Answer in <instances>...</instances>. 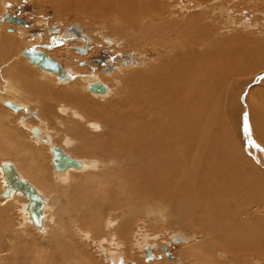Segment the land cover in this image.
<instances>
[{"label":"bare ground","instance_id":"6f19581e","mask_svg":"<svg viewBox=\"0 0 264 264\" xmlns=\"http://www.w3.org/2000/svg\"><path fill=\"white\" fill-rule=\"evenodd\" d=\"M55 1L76 17L91 21L98 19L110 33H119L126 37L131 46L139 44L137 40H155L156 43L166 45L168 51L166 55L160 56L158 63L133 70L131 73L128 71L122 91L117 92L107 103L80 99L76 86V90H73V101L79 104L78 107L87 116L83 119H89V128L69 117L67 133L75 137L65 135L66 138L64 137L61 143L63 146L53 143L51 136H44L40 126L38 128L34 127L37 125H23L31 128L33 137L39 141L43 140L42 142L49 146V161L54 169L51 184L55 188L50 195L38 188L31 179H27V175L25 177L22 174L21 169L29 172L41 184L46 179L44 176L41 181L39 175L36 176L35 171H32V166L39 167L38 156L32 150V140L21 132L7 129L5 120L10 119L13 114L3 117L0 109V139L10 148L0 149V156L16 160L0 162V176L4 185L2 189L6 187L2 165L10 162L15 165L20 177L32 183L44 199L42 226L38 227L32 221L28 209L29 200L22 192L13 191L9 197H4L1 193L2 198L13 201L6 204L8 206L0 211V216H4L8 211L14 212L15 209L17 214L13 213L5 226L0 225V238L4 237L6 232L2 228L5 229L7 225L9 230L19 227V233L15 232L19 235L18 238L6 239V250L0 254L1 261L5 257L3 264H59L51 262L52 259L43 253H49L52 257L62 254L67 258L71 256L74 264H97L90 256L91 250L87 251V246L84 248L81 245L84 244L81 241L89 237L88 230L81 227H84L83 221L89 222V226L85 228L112 232L108 238L101 236L98 240H93V243L108 241V247L101 245L99 250L109 254L107 261L111 259L117 264L121 255L112 249L120 245L119 241L114 242L115 235L131 237L134 243L140 245V240L146 239L140 225H145L148 220L169 226H181L191 235L192 232L200 235V240L191 243L192 246L189 247V252L200 253L192 254L193 264H244L246 259L242 257L243 253L254 254L264 260V214L258 216V212L254 211V208L258 207L264 210V203H256L264 201V71L259 78L253 79L261 81V85L251 90L244 99L242 91L247 86L246 82L237 80L234 82L236 85L233 83L234 86L227 83L234 73L239 75L245 71V67L248 69L251 59L255 63L252 65L251 62V66L260 65L258 71L264 68V41L253 40L244 34H220L221 30L214 26L217 25L219 15L228 19L229 23L234 21L231 16V2L225 0H216L218 3L215 6H204L203 10L186 7L188 4L193 5L190 1L179 6L182 0ZM177 8L179 10H176ZM216 11L219 14H215ZM73 26L78 30L76 25ZM222 26L228 29L225 25H220L219 28L222 29ZM76 30L74 31L79 35ZM104 41L110 45L113 43L110 38H104ZM256 50L262 52L263 56L254 60L252 56ZM155 60L149 59L150 62ZM27 61L32 63L29 59ZM36 66L39 69L34 67L30 71L36 70V83L44 81L46 84L48 80L56 83L70 81V74L63 65L62 71L69 75L66 80H62L57 73ZM21 74L23 76L24 73ZM237 75L236 77H239ZM0 77V103L19 111L25 103L18 101L28 102L24 90L21 93L15 87L14 81L5 70L0 73ZM100 82L107 86L104 93L90 91V85ZM4 84L10 87L11 93H4ZM46 88V85H37L31 91L34 90L37 97L38 94H44ZM83 88L85 89L79 86L80 90ZM87 88L95 97L104 98L113 92V88L97 76L87 82ZM65 94L60 93V98ZM37 103L42 105L39 100ZM79 108L70 110L65 103L56 109L51 104L47 107L51 114L58 113L59 117L60 114H72L73 118L75 115L80 116ZM238 113L242 114L240 118ZM51 114L46 115L48 120L52 124L59 122V118L56 119ZM34 115L40 118V115ZM24 120L23 117L22 121ZM235 135L237 137H234ZM1 140L0 146L3 143ZM56 146L62 153L79 161L80 165L57 169L54 163ZM16 155H19L22 161H18ZM94 182L97 186L105 184L108 187L105 190L93 187ZM61 192L67 197L68 207L67 203H63L56 211L51 206L52 214H46L49 199L53 198V202H57ZM106 194L117 196L120 202L114 200L115 203L111 204L118 205H131L134 201L132 195L140 194L147 205L156 210V214L153 218H147L145 215L150 211L144 209V218L136 223V229L139 230L134 233V216L131 219L127 216L119 220L108 215L102 219L104 215L99 220L94 208L99 206L100 212H103L104 208L109 207L110 204L107 203L99 204L98 196ZM238 195L240 202L237 201ZM248 196H254L256 199H250ZM21 204L23 208H20ZM241 204L246 206L241 207ZM244 208H247L246 214ZM20 211L25 215L20 214ZM60 211L75 214L62 218ZM121 212L125 214L127 209H122ZM135 212L136 209L132 214ZM118 222L120 226L117 225ZM30 224L34 225L33 229L39 234L46 235L47 231L51 230L47 236H35L42 246L33 241L32 247V240L35 239L31 236L23 238L26 229L27 234H30ZM19 239L22 240L21 244ZM171 239L179 241L176 236ZM172 243L167 242V246ZM54 247L59 253L53 250ZM143 247L146 250L143 255L147 261L157 258L153 243H145ZM219 247L230 251V259L211 262L207 253H212ZM186 249L188 250V247ZM4 254L7 257L3 256ZM182 254L184 255L183 249ZM226 256L223 252L219 253V258ZM259 262L255 261L256 264ZM132 263L135 264L134 261Z\"/></svg>","mask_w":264,"mask_h":264},{"label":"rangeland","instance_id":"374dc122","mask_svg":"<svg viewBox=\"0 0 264 264\" xmlns=\"http://www.w3.org/2000/svg\"><path fill=\"white\" fill-rule=\"evenodd\" d=\"M188 1L193 3V5L188 4L186 7H189L190 9H192L194 7L197 10H203L204 6L212 8L213 6H215L218 3V1H216V0H182L181 2H179L180 3L179 6L184 5ZM225 1L231 2L230 3V7L232 9L231 16L233 17L234 21L229 23L228 19L223 18V17L221 18V16L219 15L218 16L219 20L217 21V25H214V26L217 27V29L221 30L220 34L225 35V36H230L233 34L234 35L235 34H239V35L244 34L248 38H251L253 40L258 39L260 41H264V0H225ZM55 2H56L55 0H28V1L27 0H0V35H2L0 37H2V39H4L6 37L5 35L15 34V35H12V36H14V39H12V40H14V44L11 43L12 49H14V51L9 53L8 49L11 46L9 44V45H5L6 50H3V52L1 51V53H0L1 54L0 72H4V70H5L8 74V76L10 77V76H12V73L14 72V71L11 72V70H12L11 67L15 66L19 70V72H18L19 77H18V75H16L18 77L17 79H19L21 76L20 72L24 73L22 77L24 78V81L26 83L25 86H27L29 88L30 92H31L32 87H37V85L38 86L39 85H46L47 86L46 90L51 92L50 102L51 103L53 102L52 103L53 107L57 106V103L52 98V97H54V90H56L57 94L59 93V91L62 94H63V92L66 93L61 98V103H59V105H61L62 103H65L70 110L71 109L77 110L79 108L78 107L79 104H76L73 101V95L75 93L73 90L74 89L76 90V86L80 92V94H79L80 99L86 98V99H92V100L100 102L102 104L107 103L109 100L114 98V96L116 95L117 92L122 91V89L124 87L123 86L124 79H127L126 73L128 71H130V73H131L133 70L144 68L146 66H150L151 64H156V63H158L160 56L167 54L168 49L166 50V48H165L166 45H163L162 43H156L157 41H155V40L149 41V42H143V40H137L139 42V44L131 46L126 37L122 36L119 33H116V34L110 33L106 29V27L104 26V24L102 22L97 21L98 19H94L96 21H94V20L91 21L89 19L84 20L81 17H76L72 14V12L70 10H67V9H64L63 7H60L58 5V2H57V4ZM176 10H179V8H177ZM5 12H8L9 15L14 14V15H18L19 17L24 18L27 22L30 23V26L15 24L13 22H8L7 20H2V16H4ZM215 14H219V12L216 11ZM73 25L78 26L80 28L79 32H81V34H84L85 36L88 37V40H89L88 44L90 46V49L88 52L86 51L85 53H80L78 51L77 47H79L82 44H85L86 41L83 37H76L78 34L75 31H73V32H75L73 34L70 33V36H66V34H64V33H61V35H58L57 32L60 33L61 29L64 31H69ZM220 25H225L228 27V29H225L224 26H222V29H220L219 28ZM223 29H224V31H222ZM53 30H55L56 32H54ZM213 35H218V34L213 33ZM104 38L112 39L113 43H111V45H110V43H107L106 41H104ZM15 40H16V42H15ZM0 44H2L1 41H0ZM146 46L149 47L150 51L148 50V47H146ZM37 48H39L43 51H46L53 58L60 61L61 64L64 66V68L67 69L68 74H70V81L69 80L66 82L65 81L64 82L58 81L56 83L54 81L51 82L50 80H48V83H46V84L43 83L42 81H40V84L36 83V79H37L36 73L37 72L35 69H34L35 71L34 70L32 72H30V71L34 67L37 69H39V68L30 62L28 63V61H27L28 58L25 57L24 55H22L23 54L22 51L24 49L33 50V49H37ZM16 54H18V55L20 54V55L17 56ZM258 54H259V56H258ZM262 56H263V53L259 52V50H256V52L254 53L252 58H254V60H255L257 58H262ZM149 57L152 59L154 58L156 60L154 62L153 61L150 62ZM12 58H14V60ZM96 58H102V59L106 58V61L108 60L110 62V64L105 65V61H104L103 64L99 65L95 61ZM252 61H253V59H251L250 63H248V64H250V67L248 69L245 67L244 68L245 71H243L242 73H239V75L234 73L230 77L231 80H229L227 82L228 85H230V86H234V84L236 85V83H234V82L235 81L237 82V80L238 81L240 80L239 82H241L243 80V82L247 83L248 87L246 86L242 91V98L243 99L245 96L247 97L248 93L251 90H253L254 88L256 89L259 85H261V81H259L258 79H255V80H253V79L259 78L260 75H262L264 68L262 70L258 71L259 70L258 68L260 67V65H258L257 67H256V65L251 66ZM24 62H27L28 64H25ZM15 64H18V66H16ZM254 64L255 63L252 62V65H254ZM17 69H15V71H17ZM29 73H31V75H29ZM27 75H29V76H27ZM53 75L56 76L55 74H53ZM236 75L239 77H236ZM241 75H243V76H241ZM30 76H31V78H30ZM96 76L98 78H102L106 84H108L109 86H111L113 88V92L111 93V95H109V96L106 95V96H104V98L95 97L90 91H88V88L86 89L87 82L93 80V78H95ZM238 78H240V79H238ZM249 79L253 80V81H250ZM230 81L232 82V84ZM116 82L118 85L116 84ZM1 84H2V81L0 79V85ZM15 85L23 90V88L20 87L19 81L15 80ZM51 85H52V88H51ZM79 86H83V87H85V89L83 88L82 90H80ZM227 86H226V88H227ZM241 88H242V86H241ZM241 88H240V91H241ZM227 90H228V88H227ZM46 95H48V94H46ZM5 96L8 97L7 95H5ZM26 96L28 98V102L18 101V102L23 103V104L25 103L24 105L22 104L24 107L22 109H19V111L13 110L10 107H7L5 104L0 103V109L2 111L1 116L6 117V115L12 113L13 116L10 117V119L5 120L7 129L16 130L18 132H21L22 134H24V136L26 138L29 137V139L32 140V150L38 156L37 162L39 165V167H37V168L35 166H32V171H35L36 176L39 175V179L41 181H43L42 177H44V176L46 177V179H44V181H43L44 183L41 184L40 182L36 181V179L33 178L29 172H26L22 169H21V171L25 177L27 175V177H26L27 179H29V180L31 179L30 181H32L38 188H40L44 193L50 195L51 194L50 192L55 188L51 184V182H52L51 181V177H52L51 174L54 173L53 172L54 169H53L52 163L49 161V155H51L50 151L48 153L49 146H48V144L42 142L43 140L39 141L35 137H33V134L31 132V128H29L28 126L25 127L23 125L28 124L31 127H32V125H37L34 127L40 126L43 129V134H45L44 136H46V135L51 136L53 143H55L56 145L58 144L59 146H63V144H61V143H63L64 137L65 138H66V136H69L70 138L75 137L74 135L67 133V129H69L68 123L70 121V118H71V120H78L77 123L83 124L84 126H86L88 128H89V125H88L89 119L88 118H86L85 120L83 119L84 117H87V116L85 114H83V111H81L80 108L78 110L80 112L79 113L80 116L75 115V118H73L72 114L66 115V114H60L59 113L61 115L60 117L58 116V113L55 115L51 114L48 112V109H47V107L49 106V103L47 101H44V105L47 104L46 106H44V109L46 108L45 114H44V112H42V113H40V115H41V116H39L40 118H37L33 114V112H35L33 110H37L39 108L36 106V104H33V101H36L38 98H36L32 101L31 94L27 93ZM54 103H56V104H54ZM41 104H43V102ZM43 114H44V116H43ZM47 114H51V116L53 115L54 117H56V119L59 118L58 120L61 123L54 122L52 124L50 122V120H48L47 116H45ZM238 114H239V118H240L242 116V114L241 113H238ZM23 117L25 118L24 121H22ZM18 125H20V126H18ZM43 126H45V127H43ZM50 131H51V133H50ZM234 137H237V135H235ZM34 138H35V140H34ZM1 141L3 143L0 146V149H4L7 147V149L10 150L8 145L5 146V144H7V143L4 140H1ZM68 152L70 153V151H68ZM17 156H18V161H22V158H20L19 155H16V157ZM79 158L83 159L84 157H79ZM85 158L90 159L89 157H85ZM6 160H11L13 162L16 161L15 159H13L11 157L7 158V157L0 156V162L6 161ZM74 169H76V168H74ZM41 173L43 176H41ZM95 173H98V172H95ZM79 176H82V175H79ZM92 184H93V187H97V188L103 189V190H105L108 187V186L106 187L105 184L101 185V187L97 186L96 182H94ZM2 188H4V185L2 183V178L0 176V211L5 210L6 207L8 206L6 204L13 201L11 199H9L7 201V200H5V198L1 197V193L3 191ZM60 196L61 197L57 202H53V200H54L53 198L49 199L50 201L48 202V206H47L48 211H46V214H49V213L52 214L51 206H52L53 210H56V211H57V209H59L58 207H60L61 204H63V203L64 204L67 203L66 206L68 207L69 202L67 201V197L65 195H63L62 192L60 193ZM20 197L23 198L27 202V200L24 197H22V196H20ZM123 197L121 198L122 203L124 202ZM237 197H239V198H238V200L236 198V200L238 202H240V195H238ZM248 197L250 199H256L254 196H248ZM98 199H99L100 205H102V203H107L108 205L110 204L109 207L104 208L103 212H100L99 206L98 207L95 206V208H94L95 212H96L95 215L99 216V220L104 215L105 216L102 219H104L108 215V217H117L119 220L123 219L124 217H127V216H129V218L131 219L134 216L133 220L134 221L136 220V221H135V226L134 227L132 226V229L135 228L133 233L137 232L139 230V229H136V223H138L139 219L144 218V209H148L150 211L149 214L145 215V217H147V218H153L156 214L155 213L156 210L153 209L152 206L150 208V206L147 205L148 203L145 202V200H143V197L140 194L139 195H137V194L132 195V199L134 201H133V204H131V205L111 204V203H115L114 200H117V202H120V199H118L117 196H114L112 194H110V195L106 194V195L98 196ZM77 200H79V199H77ZM256 203H264V201L263 202L257 201ZM116 205H117V207H116ZM241 205H242L241 207L246 206V204L245 205L241 204ZM62 206H65V205H62ZM155 207H157V206L155 205ZM13 208H16V207H13ZM20 208H23L22 204L20 205ZM125 208L127 209V212L124 214L121 211H122V209H125ZM260 208H262V207L254 208V211L258 212V213H256L258 216H261L264 214V210H261ZM134 209H136V212L133 215L132 212ZM63 211H60V213H61L60 215L62 218L66 217L68 215H74L75 214V212H73L71 214H66V213H63ZM53 212H55V211H53ZM246 212H248L247 208H244V214H246ZM13 213L17 214L16 209L14 212L10 213L8 211V213H6L4 216L3 215L0 216V225L2 227L5 226L9 222L8 220L10 218H12ZM86 213H87V211L85 210V215H86ZM20 214L25 215L23 213V211H20ZM92 215H94V214H92ZM244 217L246 218V216H244ZM15 218H16V216H15ZM119 222L117 223V225H119ZM145 223H146L145 225H142V224L140 225L141 226L140 229H142L143 234L146 236V239H145V241L140 240L142 242L140 245L139 244L137 245L136 242L134 243V241L131 237L124 238L123 236H120L118 233H117L118 234L117 236L115 235L116 240L114 242L119 241L120 245L117 247H113L112 249H115L116 252H118V254L121 255L117 264H134V263H132V261H134L135 264H193L194 263V255H192V254L200 255V253L197 251H193L192 253L189 252L190 251L189 247H191L192 244H194V242L196 243L200 240V235L199 236L196 235L197 234L196 232H192V235H191V233L189 234V232L185 231L181 226H175V225L169 226L167 224H162L159 222L155 223L152 220H150V221L148 220V222H145ZM82 224L84 225V227L81 225L80 226L84 230H88L89 237H88V239H84L83 241H81L84 243V244L81 243V245L84 248L87 246L86 247L87 251H88V249H89V251L90 250L92 251V252L90 251V256L94 258L95 262H97V264H116V263H113L111 261V259L107 261V259H109V257H110L109 254H107V252H101L99 250V247L101 245L107 248L108 243H109L108 241L107 242H101L99 244L93 243V240H95V239L98 240L101 236H106L108 238L109 234H112V232L102 231L100 229H92L90 227L85 228V226H89L88 221H83ZM31 226H32V230H34L35 229V228L33 229L34 225H31ZM7 227H8V225L6 226L5 229L2 228L3 230H5L6 233H5L4 237L0 238V254L3 253L4 250H6V245H7L6 239L12 240V239L18 238V236H19L16 234V233H19V227L18 226L12 228L11 229L12 231L7 229ZM32 230H28V232L30 234H27V229H26V233L23 235L24 239H27L30 236L32 239L33 238L35 239V240H32V247H33V241H37V243L40 246L43 245L40 242V240L36 238L37 236H47L48 232L49 233L51 232V230L49 229L47 231L46 235L45 234L43 235L42 233L39 234L36 230H34L35 233L33 232V234H32ZM93 230H95V232ZM26 235H28V236H26ZM175 236L178 238L179 241H172L171 238L175 237ZM194 236H196V237H194ZM167 242H173V243L171 245L167 246ZM21 243H22V240L19 239V244H21ZM87 243H90V244H87ZM132 243H134V244H132ZM145 243H147V244L153 243L155 253H156V255L158 254L156 259L150 260V261L146 260L145 255H143V253L146 252L145 248L143 247V245ZM97 247H98V249H97ZM187 247H188V250L186 249ZM93 248H95V249L93 250ZM182 249L184 251V255L182 254ZM53 250L55 252H58L57 249H55V247ZM85 251H86V249H85ZM187 252H188V254H187ZM220 252L227 254V256L224 258H219ZM43 254H47L48 257L52 259L51 262H57L59 264H61L63 262H65L63 264H74L73 257L70 256L67 258L62 253H61L62 255H60V256L57 255L54 257H52L49 253H43ZM189 254H190V256H189ZM207 254H208V257H209L211 262L219 261V260L220 261L221 260L222 261L223 260L228 261L230 259V255H231L229 250L227 251L226 249H223L220 247L218 249L214 250V252L212 251V253L210 252ZM250 255L248 253H243L242 257L244 259H246V260H244V262H245L244 264H248V263L249 264H256L255 261L256 262L261 261V262H259V264H264V260L262 258L260 259V257H257L254 254L253 255L250 254ZM3 256H6V255L4 254ZM41 256H43V255H41ZM204 256L206 257V255H204ZM4 260H5V257H3L2 261L0 260V264H3ZM32 261H34V258L32 259ZM48 262H50V261H48ZM50 264H52V263H50Z\"/></svg>","mask_w":264,"mask_h":264},{"label":"water","instance_id":"95a60500","mask_svg":"<svg viewBox=\"0 0 264 264\" xmlns=\"http://www.w3.org/2000/svg\"><path fill=\"white\" fill-rule=\"evenodd\" d=\"M2 20H7L8 22H13L15 24L30 26V23H28L24 18H21L18 15L14 14L9 15L8 13H5V15L2 16ZM71 28L73 30H76L74 26ZM77 49L80 53H85L87 51V47H80ZM23 54L28 57V59L32 63L38 65L40 68L59 74L62 80H66L69 78V75L62 71V64L59 61L51 58L44 51L38 49H24ZM95 61L100 64L104 63V60L102 58H96ZM89 89L93 92L104 93L107 89V86L100 82L90 85ZM55 149L54 163L57 169L63 170L69 166L77 167L80 165L79 161L73 159L67 154L62 153L58 146H56ZM2 168L6 181V187L2 191V196L9 197L13 191L22 192L29 200L28 209L30 211L32 221L38 227H41L43 221L42 209L44 205L42 194L32 183L20 177L14 164L6 162L2 165Z\"/></svg>","mask_w":264,"mask_h":264},{"label":"crops","instance_id":"0c3cea01","mask_svg":"<svg viewBox=\"0 0 264 264\" xmlns=\"http://www.w3.org/2000/svg\"><path fill=\"white\" fill-rule=\"evenodd\" d=\"M8 10V9H7ZM77 27V29L79 30L80 28L78 27V26H76ZM54 32H56L55 30H53ZM74 30L71 28L69 31H64V30H62L61 29V31H60V33L59 32H57L58 33V35H61V33H64V34H66V36H70V33L71 34H73V33H75V32H73ZM77 31V30H76ZM12 35H15V34H12ZM12 35H5L6 37L4 38V39H2V37H0V41H1V43L2 44H0V53H1V51L3 52V50H6V46L5 45H11V43L12 44H14V40H12V39H14V36H12ZM0 36H2V35H0ZM76 37H79L78 35L76 36ZM15 42H16V40H15ZM4 43V44H3ZM12 45L9 47V49H8V51H9V53H11L12 52ZM22 53H23V51H22ZM22 55H24V54H22ZM25 56V55H24ZM0 57H1V54H0ZM13 60H14V58H12ZM12 60V61H13ZM16 66H18V64H15ZM12 68V70H11V72H13L12 73V76H11V79L14 81V84H15V80H17V81H19L20 82V87H22L23 88V90L22 89H20L19 87H17L16 85H15V87L21 92V91H23V93H25L26 95H27V93L28 94H31V97H32V101L34 100V99H36V98H38L37 100H39L41 103L43 102V104H44V101L45 100H47V102L49 103V104H51V106H52V103L50 102V97H51V92L50 91H47V90H45V93L44 94H42V95H39L38 94V96L36 97L35 96V91L34 90H32L31 92H30V90L29 89H27L28 87L27 86H25V81H24V79H23V77H22V74H21V72H20V74H21V76H20V78L19 79H17L18 77H19V75H18V69L15 67V66H12L11 67ZM15 69H17V71H15ZM0 73H2V72H0ZM16 75H18V77L16 76ZM59 77V76H58ZM0 79H1V77H0ZM1 81H2V79H1ZM44 82V81H43ZM23 83V84H22ZM3 87H4V89H6V91H4V93H11V90H10V87H7L6 86V84H4L3 85ZM44 87V86H43ZM34 87H32V89H33ZM45 89V88H44ZM27 92V93H26ZM47 92V93H46ZM22 93V92H21ZM41 93V92H40ZM46 94H48V95H46ZM5 95V94H4ZM27 97V96H26ZM54 100H55V102L57 103V106H55L56 108H58L59 107V103H61L60 101H61V98H60V91H59V93L57 94V92H56V90H54V97H52ZM27 100H28V98H27ZM37 100L36 101H33V104H36L37 103ZM38 105V103L36 104L37 105V107L39 108L38 109V111L37 110H33V111H35V112H33V114H37V115H40V113H42V112H45V109H44V105ZM54 107V108H55ZM55 108V109H56ZM43 110V111H42ZM42 111V112H41ZM38 112V113H37ZM41 116V115H40ZM46 116V115H45Z\"/></svg>","mask_w":264,"mask_h":264},{"label":"flooded vegetation","instance_id":"af4514ba","mask_svg":"<svg viewBox=\"0 0 264 264\" xmlns=\"http://www.w3.org/2000/svg\"><path fill=\"white\" fill-rule=\"evenodd\" d=\"M77 32L79 33V37H83L84 39H85V44H82V45H80L79 47H77V48H80V47H87V52L89 51V49H90V46H89V40H88V37L87 36H85L84 34H81V32H79L78 30H77ZM104 59V61H105V65L106 64H110V62L107 60L106 61V58H103ZM98 63V62H97ZM99 65H101L100 63H98Z\"/></svg>","mask_w":264,"mask_h":264}]
</instances>
